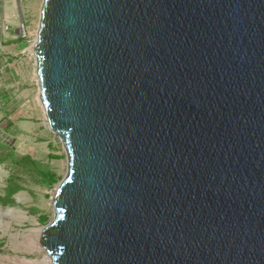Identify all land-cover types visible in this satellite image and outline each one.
<instances>
[{
	"label": "water",
	"instance_id": "water-1",
	"mask_svg": "<svg viewBox=\"0 0 264 264\" xmlns=\"http://www.w3.org/2000/svg\"><path fill=\"white\" fill-rule=\"evenodd\" d=\"M33 55L50 264H264V0H42Z\"/></svg>",
	"mask_w": 264,
	"mask_h": 264
},
{
	"label": "rangeland",
	"instance_id": "rangeland-1",
	"mask_svg": "<svg viewBox=\"0 0 264 264\" xmlns=\"http://www.w3.org/2000/svg\"><path fill=\"white\" fill-rule=\"evenodd\" d=\"M41 3L0 0V197L14 190L9 199L18 205H0V264H50L41 231L53 218L52 196L67 171L61 141L37 99L31 50ZM46 172L57 180L48 182Z\"/></svg>",
	"mask_w": 264,
	"mask_h": 264
},
{
	"label": "trees",
	"instance_id": "trees-1",
	"mask_svg": "<svg viewBox=\"0 0 264 264\" xmlns=\"http://www.w3.org/2000/svg\"><path fill=\"white\" fill-rule=\"evenodd\" d=\"M21 38H19V40H20ZM24 160H28V157H26ZM45 176L47 177V180H48V182H50V183H53V182H55L57 179L55 178V176L53 175V174H51V173H49V172H46L45 173ZM47 182V181H46ZM14 191V190H13ZM13 191H9L7 194H6V196H5V198H1L0 197V205H2V206H10V207H14V206H18V205H16V203L13 201V200H11V199H9V196L12 194V192Z\"/></svg>",
	"mask_w": 264,
	"mask_h": 264
},
{
	"label": "bare ground",
	"instance_id": "bare-ground-1",
	"mask_svg": "<svg viewBox=\"0 0 264 264\" xmlns=\"http://www.w3.org/2000/svg\"><path fill=\"white\" fill-rule=\"evenodd\" d=\"M41 5H42V3H41ZM41 5H40V9H41ZM40 11V10H39ZM35 41H36V37H35ZM31 53L33 54V48H32V50H31ZM33 57H34V55H33ZM35 78H36V75H35ZM37 99H38V102H39V105H40V107H41V109L43 110V113H44V109H43V106H42V104H41V101H40V99H39V94H38V97H37ZM44 117H45V113H44ZM46 119V118H45ZM45 259L48 261L49 260V263H50V258H49V256L45 253ZM46 262V261H45Z\"/></svg>",
	"mask_w": 264,
	"mask_h": 264
},
{
	"label": "built area",
	"instance_id": "built-area-1",
	"mask_svg": "<svg viewBox=\"0 0 264 264\" xmlns=\"http://www.w3.org/2000/svg\"><path fill=\"white\" fill-rule=\"evenodd\" d=\"M1 47H2V40H1V38H0V50H1Z\"/></svg>",
	"mask_w": 264,
	"mask_h": 264
}]
</instances>
